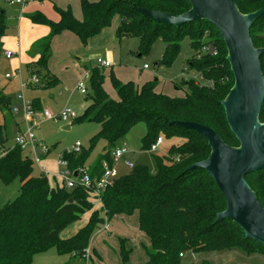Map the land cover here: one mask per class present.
<instances>
[{
  "label": "trees",
  "instance_id": "obj_1",
  "mask_svg": "<svg viewBox=\"0 0 264 264\" xmlns=\"http://www.w3.org/2000/svg\"><path fill=\"white\" fill-rule=\"evenodd\" d=\"M242 13L264 7V0H237ZM138 8L157 10L169 14H182L191 8L190 0H82L83 18L77 19L71 8H60L59 21L48 20L42 15L32 16L36 22L47 24L50 33L35 42L39 52L37 61L31 63L32 74L42 75L48 84L54 83L48 62L52 54L53 37L64 30L74 31L84 44L111 24L115 15L121 17L117 37L135 36L141 40V49L148 51L153 42L162 37L166 45L163 61L171 64L180 50L181 40L191 38L195 52L204 44L214 42L219 52L200 59L194 55L189 64L206 79H213V87L201 86L194 79L184 81L189 91L184 96H170L159 92L155 82L142 86L129 81L121 82L112 73L113 83L119 95L112 99L104 89L103 67H91L90 90L86 93L89 105L74 122L98 120L100 130L91 139L93 148L101 139L107 149L89 167L93 178L103 174V161L113 162L112 151L120 139L139 122H146L147 133L142 137L144 148L150 149L160 133L167 137L185 139L173 145L164 161L157 157V170L148 165L135 163L127 174L118 176L114 183L102 191V208L93 211L87 224L71 237L63 238V230L94 207L97 197L83 186L67 189L52 186L46 173L33 174V158L21 146L8 145L7 128L0 124V178L5 184L16 179L21 182L20 193L0 209V264H34L37 253L56 248L60 255L86 256L90 239L96 229L114 216H130L139 213L140 229L151 240L147 248L148 261L144 264H185L182 260L190 252L220 251L240 248L248 253H264V245L247 238L244 230L232 219L216 221L219 212L227 207V201L216 181L204 168H187L207 159L211 147L199 131L185 127L176 121H193L214 128L223 140L238 146L239 140L232 132L222 100L234 85V75L227 59V47L219 30L208 20L191 21L177 27L157 22L145 16ZM4 14V12L2 11ZM208 28L214 37L208 43ZM7 26L0 21L1 39ZM220 35V37H218ZM251 36L256 47H264V13L251 26ZM264 74V53L260 56ZM43 72V74H42ZM39 74V75H38ZM40 77V76H39ZM37 84V83H35ZM33 107L42 108L39 98ZM0 106L9 108L11 100L0 92ZM264 122V103L260 112ZM22 127L20 126V130ZM91 150V149H90ZM90 150L62 153L68 166L74 171L86 163ZM176 155L181 156L179 161ZM264 207V169L246 176ZM73 201L70 202V199ZM93 198V199H92ZM131 251L121 244L124 264H128ZM180 253H186L181 256ZM201 264H210L203 260Z\"/></svg>",
  "mask_w": 264,
  "mask_h": 264
},
{
  "label": "rangeland",
  "instance_id": "obj_2",
  "mask_svg": "<svg viewBox=\"0 0 264 264\" xmlns=\"http://www.w3.org/2000/svg\"><path fill=\"white\" fill-rule=\"evenodd\" d=\"M60 8H71L77 19L83 18L82 0H30L22 13L15 6L10 5L7 0H0V21L3 19L7 26L6 35L1 39L0 92L11 100L9 108L5 109L0 106V124H4L7 128L9 144H14L16 123L22 122L25 125L29 123L23 102L19 98L20 94L24 95L27 102L40 98L43 107L49 108L55 114L70 107L77 112L78 118L89 105L87 95L81 93L78 85L84 81L90 90V76L87 77V73L91 67L98 66L99 57L111 63L110 67H103L102 70L105 73L104 89L114 100H118L119 95L113 83L112 73L121 82L132 81L138 86L154 81L157 91L174 97L184 96L189 91L184 81L198 79L195 75L200 72L189 64V60L198 52L193 49L189 36L181 40L180 50L175 60L171 64H166L163 59L167 44L162 37L157 38L148 51H143L140 38L117 37L121 17L115 15L111 24L100 34L90 38L87 44H84L79 35L71 30L56 34L52 41V54L48 69L51 76L58 82L48 84L47 80L38 74L40 76H38V83H33L31 63L39 58V52L34 44L49 35L50 29L47 24L34 21L32 16L39 14L48 20L57 22L61 19ZM213 32L216 31L211 28L207 29L204 42L208 43L214 38L212 37ZM8 51L13 53L10 58L6 56ZM146 64L149 65V69L144 67ZM16 106H19V111L15 110ZM30 123L39 139V148L48 146L51 149L46 162L42 159V164L46 163L47 166H45L50 172L59 170L60 154L71 151L72 146L77 142H80L83 148L91 149L86 163L82 166L87 168L99 159L108 146L107 142L101 139L91 148V139L101 127L98 120L70 123L42 119L37 126H34V122ZM66 125H70V129L65 128ZM146 133V122H139L119 140L117 146L125 143L130 150L128 154L130 159L135 163L148 165L151 171L155 172L157 157L165 161L170 148L175 144L180 145L185 139L167 137L164 133H160L159 136L164 138L163 144L158 150L150 151L144 148L142 142V137ZM174 157L176 161L181 159L179 155ZM33 167L34 175H40L43 172L36 160H33ZM117 167L116 177L131 171V168L124 164V160L119 161ZM20 186L19 179L5 184L0 178V209L19 195ZM101 208V203L95 202L94 207L67 226L61 236L66 238L76 234L89 222L93 211ZM121 244L131 251L128 264H144L148 261L147 248L151 246V240L140 229L138 212L129 217L114 216L106 221L102 228L96 229L90 239V250H86L84 257L60 255L56 248H51L48 251L37 253L34 256V264H124ZM195 257L196 260L191 253H188L182 257V260L185 264H201L203 260H207L210 264H264V253H248L240 248L200 251L195 252Z\"/></svg>",
  "mask_w": 264,
  "mask_h": 264
},
{
  "label": "water",
  "instance_id": "obj_3",
  "mask_svg": "<svg viewBox=\"0 0 264 264\" xmlns=\"http://www.w3.org/2000/svg\"><path fill=\"white\" fill-rule=\"evenodd\" d=\"M191 8L179 15L138 8L157 22L177 27L191 21L208 20L220 32L226 46L227 59L234 75V85L222 104L238 146L227 144L212 127L193 121L176 123L202 133L211 153L207 159L191 164L187 170L204 168L214 178L224 194L227 207L216 221L234 220L247 238L264 245V207L246 176L264 169V122L260 112L264 103V74L260 56L264 47H256L251 26L264 13V7L242 13L237 0H190ZM65 128L70 129V125ZM73 198L70 199V202Z\"/></svg>",
  "mask_w": 264,
  "mask_h": 264
},
{
  "label": "built area",
  "instance_id": "obj_4",
  "mask_svg": "<svg viewBox=\"0 0 264 264\" xmlns=\"http://www.w3.org/2000/svg\"><path fill=\"white\" fill-rule=\"evenodd\" d=\"M10 5L12 6H19L21 13L24 12L25 8L28 6L30 0H7ZM219 49L216 44L209 43L204 44L202 48L196 53V58L200 59L203 56L210 54V55H217ZM6 56L10 58L13 56L12 52H6ZM98 66L100 67H108L111 63L108 60H104L101 57L97 60ZM145 68H149V65L146 64ZM9 76V73L6 74ZM90 76V73H87V77ZM195 78H198L196 81L197 84L201 86L213 87L215 85V81L213 79H206L203 77L201 73L197 72ZM38 77L36 75L33 76V83H38ZM78 89L81 93L86 94L88 92V86L85 84L84 81H81L78 85ZM19 98L22 100L24 105V112L26 113L27 123L21 130H19L14 138V144L21 146V148L25 151L30 152V156L33 160H36L40 164L42 161L43 156H46L50 152V148L48 146H43L39 148V139L34 131L33 126L30 122H34L35 125H38V122L42 119H50L56 122L59 121H68L73 122L74 119L77 117V112L70 108L66 107L62 109L58 113H53L49 108L43 109H35L31 102H27L24 99V95L20 94ZM16 111H19V106L15 107ZM164 138L158 137L157 141L152 144L150 151H156L159 147L163 144ZM82 144L80 142L75 143L72 146L71 151L79 152L82 149ZM130 150L125 143H121L120 145L116 146L112 151V159L113 162H109L108 160L103 161V174L98 178H93L89 172L87 167L80 166L77 170H73L68 166V161L64 159L63 155L59 157L58 164L60 166V170L58 172V176L61 179V186L66 187L67 189H73L77 186H83L85 189L89 190L92 196L97 197L98 199L101 196L102 191L106 188L111 186L116 177L117 173V163L121 160H124V164L129 168L133 169L135 167V162L128 157ZM42 171L46 173L45 166L41 167ZM193 258L196 260L195 253L190 252ZM186 253H180L181 256H184Z\"/></svg>",
  "mask_w": 264,
  "mask_h": 264
},
{
  "label": "crops",
  "instance_id": "obj_5",
  "mask_svg": "<svg viewBox=\"0 0 264 264\" xmlns=\"http://www.w3.org/2000/svg\"><path fill=\"white\" fill-rule=\"evenodd\" d=\"M17 9H18V11L21 13V11H20V7L19 6H15ZM27 8V7H26ZM25 8V9H26ZM50 29V28H49ZM43 34H45V33H43ZM111 66V65H110ZM110 66H108V67H110ZM146 69H149V68H146ZM89 73H90V71H88ZM56 80V79H55ZM56 82H58V81H55L54 83H56ZM54 96L52 95V98H53ZM36 99V98H35ZM35 99H33L31 102H33ZM39 100L41 101V106H42V108L41 109H43L44 107H43V103H42V100L39 98ZM87 107V106H86ZM85 107V108H86ZM20 126L21 127H24L25 126V124L24 123H22V122H19V123H16V127H17V131H16V133L20 130ZM16 135V134H15ZM15 138V137H14ZM15 143V142H14ZM8 145H10V146H13L14 144H9L8 143ZM26 152V154H30V152L28 151H25ZM50 152H51V149H50ZM50 152H49V154L48 155H46V156H43V161H45L46 162V158L50 155ZM61 155V154H60ZM58 157V156H57ZM59 160V159H58ZM132 160V159H131ZM45 165L47 166V164L45 163ZM44 164H42V161L40 162V166L42 167V166H45ZM59 165V164H58ZM46 166H45V168H46ZM90 167V166H89ZM48 168V167H47ZM47 168H46V174H47V176H48V178H49V180H50V184L52 185V186H61V179L59 178V176L57 175L58 174V172H59V170H60V166H59V170L57 171V172H50V171H48L47 170ZM118 168V167H117ZM100 202L101 203V206H102V202H101V200L100 199H96V201L95 202ZM120 217H129V216H124V215H119ZM104 226V225H103ZM102 228V227H101ZM61 235H62V233H61ZM63 238H64V236H63ZM66 238H68V237H66ZM88 249L90 250V248L88 247ZM57 251V250H56ZM58 253V252H57ZM59 254V253H58Z\"/></svg>",
  "mask_w": 264,
  "mask_h": 264
}]
</instances>
